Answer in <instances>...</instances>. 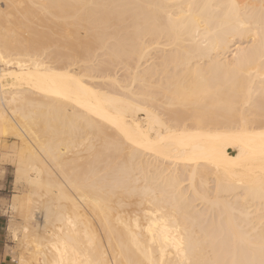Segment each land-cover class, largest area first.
Segmentation results:
<instances>
[{"label": "bare ground", "instance_id": "obj_1", "mask_svg": "<svg viewBox=\"0 0 264 264\" xmlns=\"http://www.w3.org/2000/svg\"><path fill=\"white\" fill-rule=\"evenodd\" d=\"M0 160L16 264H264V0H0Z\"/></svg>", "mask_w": 264, "mask_h": 264}, {"label": "crops", "instance_id": "obj_2", "mask_svg": "<svg viewBox=\"0 0 264 264\" xmlns=\"http://www.w3.org/2000/svg\"><path fill=\"white\" fill-rule=\"evenodd\" d=\"M9 165L0 163V264H9L10 256L8 254V218L6 214L9 201Z\"/></svg>", "mask_w": 264, "mask_h": 264}, {"label": "rangeland", "instance_id": "obj_3", "mask_svg": "<svg viewBox=\"0 0 264 264\" xmlns=\"http://www.w3.org/2000/svg\"><path fill=\"white\" fill-rule=\"evenodd\" d=\"M3 150V149H2ZM0 163L1 164H4V165H9V167H10V170H9V184H10V190L8 191V193H7V195H8V198H9V201H8V203H10V201L12 200V198H13V196L16 194V193H18V192H20V191H17V190H15L14 188H15V186H14V181H15V179H16V174H15V165L12 163V161L10 162V161H8V162H2L1 160H0ZM8 205V204H7ZM11 214H7V218H8V254H9V256H10V260H9V264H16V262H15V258H16V255L18 254V244H20V240L22 239V233H19L20 235H19V239H14L13 237H12V234H10L11 233V231H10V226H12V225H10V224H13V223H15V225H17L18 226V223L20 224V222L18 221V217H14V215L12 216H10ZM14 217V218H13ZM16 218V219H15ZM12 219V220H11ZM17 221V222H15V221ZM12 222V223H11ZM34 225L35 226H37L36 225V223H34ZM14 226V225H13ZM12 226V227H13ZM14 227H16V226H14ZM22 234V235H21ZM13 238V239H12ZM18 240H19V242H18ZM16 241H17V243H16ZM17 245V246H16ZM17 247V248H16Z\"/></svg>", "mask_w": 264, "mask_h": 264}]
</instances>
